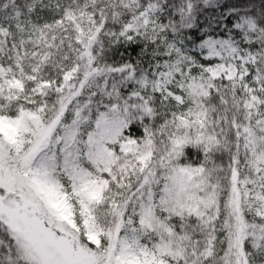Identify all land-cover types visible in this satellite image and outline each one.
Wrapping results in <instances>:
<instances>
[{
  "label": "snow or ice",
  "instance_id": "1",
  "mask_svg": "<svg viewBox=\"0 0 264 264\" xmlns=\"http://www.w3.org/2000/svg\"><path fill=\"white\" fill-rule=\"evenodd\" d=\"M0 264H264V0H0Z\"/></svg>",
  "mask_w": 264,
  "mask_h": 264
}]
</instances>
